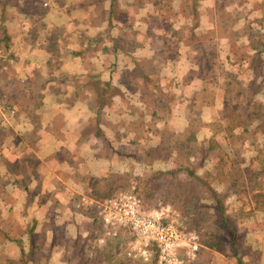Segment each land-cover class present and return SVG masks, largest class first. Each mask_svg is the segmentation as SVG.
I'll return each instance as SVG.
<instances>
[{
  "label": "crops",
  "instance_id": "crops-1",
  "mask_svg": "<svg viewBox=\"0 0 264 264\" xmlns=\"http://www.w3.org/2000/svg\"><path fill=\"white\" fill-rule=\"evenodd\" d=\"M11 1L12 54L0 93L19 112L0 126V228L10 237L0 244V264H34L35 251L50 262L64 254L56 230L72 238L67 227L82 216L79 199L116 174H145L147 159L129 164L132 150L159 145L153 131L169 123L183 136L198 104L211 110L204 124L212 136L228 83L264 102L254 32L264 34V0H168V8L161 0H106L102 9L104 0H90L92 8L88 0H39L37 15L25 0ZM228 62L241 65L250 86L229 78ZM169 94L173 119L164 114ZM242 140L246 146L253 137ZM254 158L240 162L239 176L256 169Z\"/></svg>",
  "mask_w": 264,
  "mask_h": 264
},
{
  "label": "trees",
  "instance_id": "trees-1",
  "mask_svg": "<svg viewBox=\"0 0 264 264\" xmlns=\"http://www.w3.org/2000/svg\"><path fill=\"white\" fill-rule=\"evenodd\" d=\"M38 1L25 0L22 2L26 5L28 11L37 15L40 11ZM114 2L116 0H112V3ZM0 7L1 21L3 22L8 10L7 2L0 0ZM3 24L2 41L5 42L3 63L7 66L12 54L9 52V42H12L11 36L7 32V25ZM2 72L5 73V71ZM232 85V83L227 85L226 98L229 103L218 113V120L211 127L212 136L204 135L202 137L201 130L195 124L190 123L183 136L179 137L172 123H169L162 129L149 130L151 133L153 131L160 136L161 143L159 145L144 146L139 150H132L128 162L133 165L143 162L145 159L153 162L167 161L171 156H175L179 161L176 168L167 171L150 170V174L147 175L148 178L138 181L136 189L149 188L148 185H150L157 186L159 190H172L180 202L184 216L194 218V231L200 236L204 247L219 253H225L230 248L237 254L246 231L244 229L243 233L239 228L230 226L229 214L231 207L227 205L226 200H233V198H239L245 194L251 198L254 211L264 213V105L256 102L246 89L235 84ZM4 94L7 104L16 110L15 115L9 116L8 120L12 121L19 111L10 96L6 92ZM163 101L166 104L164 114L168 113L173 119L175 97L169 94L164 97ZM8 120L0 117V126L5 127ZM218 131L225 132L228 145H222L216 140L215 135ZM241 135L252 137L255 135L254 137L256 140L258 139V145L260 146L255 151L256 156L254 158L259 168L248 167L243 176H239L235 172L238 160L233 158L237 156L239 149L244 145ZM236 143L241 146L236 148ZM235 148L237 152L230 158L231 152ZM212 157L229 158L232 162L231 169L229 171L219 170L215 174L206 171V164ZM110 180L112 182L108 186L94 185L92 193L87 198L94 201V203L107 202L110 199L109 197L116 191H127L131 178L116 174ZM172 184H174V187L169 189ZM79 200L78 208L83 209L85 198L81 197ZM236 215L239 217V214ZM97 220L96 215L94 216V223ZM100 221L101 224L96 225V228H91L88 235H86L84 245L80 251L82 256L80 264L155 263L154 260L151 263H144L141 259L134 260L131 257L130 252L126 249L127 245L120 242L122 239L121 231L127 229V227L105 226V221L101 216ZM205 223H209L210 228L207 229ZM58 230L57 228V235L61 236ZM60 230L64 233L63 228ZM63 236L62 238H64ZM9 238L8 233L0 228V244L10 242ZM7 264L16 263L7 261ZM240 264H242L241 260Z\"/></svg>",
  "mask_w": 264,
  "mask_h": 264
},
{
  "label": "rangeland",
  "instance_id": "rangeland-1",
  "mask_svg": "<svg viewBox=\"0 0 264 264\" xmlns=\"http://www.w3.org/2000/svg\"><path fill=\"white\" fill-rule=\"evenodd\" d=\"M43 1V0H42ZM8 4V11H10L11 0H5ZM121 4L125 3V0H120ZM213 6L218 1L212 0L210 2ZM89 8L94 7V4L88 0L85 3ZM118 4V3H117ZM106 5V0L102 2L100 5L101 9ZM15 5H13L14 7ZM159 6H164L166 8L170 7V1L161 0ZM26 10V8H24ZM168 10V9H167ZM218 19L224 23L225 25H230V19L226 14H221ZM8 19H4L1 21V7H0V51L4 52L5 50V42L2 41L3 33H2V23L6 25ZM10 23V21H9ZM11 25V24H9ZM264 30V29H263ZM8 35H11L12 30L9 26H7ZM39 32V31H38ZM257 35L256 43L258 46V53L264 54V34L259 31H254ZM258 32L260 34H258ZM235 34V33H234ZM131 38H133L132 33L130 34ZM262 38V39H260ZM10 43V42H9ZM263 45H262V44ZM3 50V51H2ZM236 54V58L241 55V51L235 48L233 50ZM213 53V52H212ZM263 56V55H262ZM261 72H264V64L261 63L259 65ZM226 74L230 79L237 81L236 83H240L243 87L250 86L251 77L243 76L241 73V65L239 63L235 64L234 62H228L225 68ZM262 90L264 89V84L259 86ZM264 99V97H263ZM264 101V100H263ZM264 103V102H262ZM264 105V104H263ZM200 104L194 107L193 112L190 113L192 116L194 115V124L201 130V136L203 137L205 134H208V127L204 124L205 118H208L212 113L211 110H207L205 112L203 107ZM180 112V111H178ZM185 115V112L182 111L181 117ZM188 115V114H187ZM177 116V115H176ZM179 123L182 124L179 121ZM174 125V124H173ZM182 127V125H181ZM203 131V132H202ZM224 132L218 131L216 133V138L220 142H226L228 145L227 138L225 139ZM180 136V135H179ZM246 135H241V138H244ZM255 136V135H254ZM253 136L252 142H249L248 145L242 146L239 149L237 156L233 158H237L238 165L235 167V172L240 175L242 171V167L240 166V162L248 163V161L255 157L256 150L260 148L258 145V139L256 140ZM256 140V141H255ZM243 141V140H242ZM253 142L254 145H253ZM239 143V142H237ZM236 143V148L241 145ZM236 148L233 152H231L230 158L233 156L235 152H237ZM179 161L175 156H171L167 161H158L153 162L152 160H146V169L145 174L143 171L141 174L136 171L132 173L129 189L127 191H116L111 197V199H119L124 197H136L139 199L141 203V212L143 217L146 220L157 221L159 224L166 228L170 229V231L175 233V250L171 257L167 256L163 253V248L154 241H150L148 243L147 240L140 238L137 234H135L130 228V230L122 229L121 231V240L120 242L124 245L126 244V249L131 254L134 260L141 259L144 263H151L154 260V264H240V260L242 264H264V213L254 211V205L251 202V198L245 194L241 195L239 198L227 199L226 203L231 207L229 214V224L232 228H239L240 231L244 233L245 236L241 241L240 249L236 254L233 250L228 248L225 253H219L213 250H209L202 245V240L198 233L194 231L193 222L195 221L193 217L184 216L180 202L175 197V194L172 190H159L157 186H150L149 188H142L140 190L136 189L138 181H143L146 179L147 175L150 174V170H171L178 166ZM232 162L229 158L218 159L216 157L210 159L205 167V170L211 173H216L219 170L229 171L231 169ZM255 165V164H254ZM256 169L259 168V165L256 163ZM148 178V177H147ZM162 183V182H158ZM126 184V183H125ZM174 187V184L169 187ZM176 198V199H175ZM108 200V201H109ZM107 201V202H108ZM85 207L80 209V213L82 216L78 218L77 227L69 228L67 227L68 234L71 235L72 238L66 239L62 238L64 233L60 230L62 227H58V233L61 235L60 244L65 247L64 254L61 256H55V260L51 257V262L48 261V255L40 253L41 251H35L34 255L31 257L34 264H80L82 259L81 249L84 245L86 235H88V231L92 228H96V225L99 226L101 224L100 216L101 210L100 205L104 203H94L89 199L83 202ZM93 207V208H89ZM239 214V217L236 215ZM97 215V222L94 223V216ZM102 217V216H101ZM103 218V217H102ZM207 229L210 228L209 223H205ZM105 226H108L105 223ZM118 226V225H117ZM125 227V226H122ZM126 228V227H125ZM71 229V230H70ZM132 232V233H131ZM70 237V236H69ZM102 243V242H101ZM115 246V245H113ZM197 246V250L195 247ZM146 252V255H145ZM40 254V255H39ZM4 255H11L9 250H6ZM53 258V259H52ZM49 262V263H47ZM113 264V263H111ZM116 264V262L114 263Z\"/></svg>",
  "mask_w": 264,
  "mask_h": 264
},
{
  "label": "built area",
  "instance_id": "built-area-1",
  "mask_svg": "<svg viewBox=\"0 0 264 264\" xmlns=\"http://www.w3.org/2000/svg\"><path fill=\"white\" fill-rule=\"evenodd\" d=\"M3 58L4 53L0 51V72L7 70ZM15 114L16 110L7 104L5 94L0 93V117L8 120L9 116ZM99 208L107 225L128 227L140 238L147 240L148 243L150 241L157 242L167 256L171 257L170 255H173L176 246L175 233L162 227L157 221L146 220L141 212V203L136 197L111 199L101 204ZM195 249L197 250V246Z\"/></svg>",
  "mask_w": 264,
  "mask_h": 264
}]
</instances>
